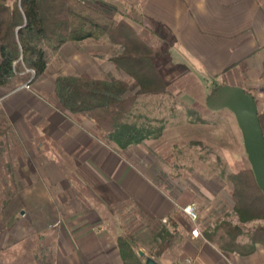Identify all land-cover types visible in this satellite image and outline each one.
<instances>
[{
	"label": "rangeland",
	"instance_id": "1",
	"mask_svg": "<svg viewBox=\"0 0 264 264\" xmlns=\"http://www.w3.org/2000/svg\"><path fill=\"white\" fill-rule=\"evenodd\" d=\"M12 1L14 0H10V3ZM96 6L107 9L100 4ZM109 15L116 21L124 20L116 11L111 10ZM133 26L141 39L154 48L156 53L163 55L166 49L170 50V54L173 53L172 40L168 39L167 33L159 30L160 37L162 36L160 39L152 36L144 26ZM101 48L106 49L105 46ZM67 55V62L59 54L54 55L46 74L33 84L31 82L34 73L29 71L33 74L31 80H18L12 87L0 88V101H4L10 94H33L35 87L34 89L39 90V93L50 101L56 102L54 93H50L52 91L49 92L48 88L54 87L56 78L62 77L59 75L75 73L77 70L70 59L71 54ZM169 55L157 60L168 86V94L142 97L134 110V115L153 120L152 125L155 128L163 124L164 130L158 138L131 147L121 152V155L145 176L152 177L161 192L171 198L177 212L183 215L186 223H182L188 230L193 226L205 230L213 226L218 219L235 223L237 217L233 214L235 203L232 198L235 177L251 168V165L234 114L228 110L213 111L207 105V98L218 87L240 84V87L243 86L253 93L260 114H264V78L253 77L254 73L249 74L243 64L238 71L234 70L231 74H225L223 78L215 80L203 76L199 66L192 65L189 60L188 64L183 66L180 58L175 59L174 54L171 55L176 61L173 63L169 60ZM104 74L103 70L99 71L100 77ZM115 77L133 82L124 73L115 72ZM27 83H30V89L23 87ZM1 112L0 107V260L14 264H50L58 256L57 236L68 240L79 230L89 226L93 217L79 215L84 210V205L88 204L87 198L106 188L112 193L116 191L118 177H99L97 180L94 172L101 175L100 173L105 172L104 167L100 165L91 169L86 160L81 162L79 152L65 153L60 150L59 145L38 134L18 136L12 127L10 128L7 119L2 117ZM66 113L73 123L90 128L96 133V124H91L90 119L76 117L68 111ZM94 136L96 137L95 134ZM109 147L116 149L114 144ZM123 170L120 169L118 174H122ZM45 174L52 177V180L58 178L59 181L45 180L41 184L32 182V179ZM41 190L48 191L52 204L59 208L57 226H48L43 222L54 217L47 200L38 195ZM30 192L34 193L32 199L27 198ZM126 204L128 206L113 201L109 204L112 208L105 205L113 211L112 216L110 213L107 215L108 225L114 228L115 220L120 226L118 231L121 236L133 235L144 242L150 234L149 231L140 230V226L145 224V228L146 225L155 228L156 225L146 218L142 219L141 212L131 201ZM189 205H195L197 208V223L186 217L184 209ZM122 213L125 220L121 217ZM41 217L43 223H37ZM258 226H264V220H254L244 225L246 229ZM168 227L170 228L169 225ZM179 227L181 228V225ZM141 245L139 252L142 250L145 258L150 255L151 246ZM171 251L173 255H180V252L181 255L184 254L183 250Z\"/></svg>",
	"mask_w": 264,
	"mask_h": 264
},
{
	"label": "crops",
	"instance_id": "2",
	"mask_svg": "<svg viewBox=\"0 0 264 264\" xmlns=\"http://www.w3.org/2000/svg\"><path fill=\"white\" fill-rule=\"evenodd\" d=\"M86 1L92 5L100 4L114 11L118 10L139 21L150 23L153 27L161 25L168 39L172 40L173 53L169 55V60L176 62L171 58L173 54L175 59L182 60L183 66L187 65L189 60L192 65L199 66L203 76L215 80L223 78L225 74H231L234 70L238 71L244 64L249 74L254 73L253 77L264 78V0ZM123 18L130 25H134L126 17L123 16ZM102 46L106 49H102ZM112 51L110 44L93 39L76 43L68 42L58 54L65 59V62L68 61L67 54H71L69 58L72 59L77 70L74 71L75 73L59 76L88 75L97 80H103L109 74L115 76L117 71L110 60ZM100 70L105 72L103 77L99 76ZM238 86L241 85L238 84ZM34 88L33 94L30 92L10 94L4 101H0L2 117L7 119L10 128L12 127L11 129L18 136L38 134L42 138H49L65 153L79 152L81 162L86 160V164L91 169L101 165L105 168V172L100 173L101 175L94 172L97 180L99 177L104 179L118 177L116 191L112 193L106 188L101 190L104 192H95V196L91 194L87 198L88 204L84 205V210L79 215L93 217L91 219L93 222L89 226L79 230L68 240L57 236L58 256L50 264H124L118 247V238L121 236L118 231L120 226L115 220H113L114 228L108 225L107 215L113 211L107 209L105 205L112 208L109 204L113 201L124 206H128L126 203L131 201L141 212L142 219L146 218L152 224L164 219L170 220L169 226L172 222L178 224V239L174 246L160 258H155L149 253V256L143 258L145 264L150 259L156 264H187L188 259L192 261V264H264V247L262 246H258L254 254L243 257L223 252L209 243L204 238V230L198 226L188 230V227L183 224L185 222L183 215L176 210L175 203L161 192L153 178L145 176L127 158L122 157L121 152L126 150L107 146L94 136L95 132L92 129L73 123L57 102L50 101ZM243 88L253 94L249 89ZM48 91H52L50 93L53 94L54 87L48 88ZM0 98H2L1 95ZM92 123L95 124L91 121ZM122 168L123 173L118 174ZM32 180L34 184H41L45 180L59 181L58 178L52 180V177L47 174ZM38 192V195L49 203L54 217L43 222L48 226L51 224L57 226L59 208L52 204L48 191ZM33 195L34 193L30 192L27 198L32 199ZM123 215L122 213V219H124ZM186 217L190 220L187 215ZM40 221L43 223L42 217L36 222L40 223ZM148 226L151 225H146ZM196 227L201 232L198 238L192 237L191 234L192 229ZM140 230L148 229H145V224H142ZM141 248L142 245H140ZM172 249L177 252L183 250L184 254L181 255L180 252V255H173ZM0 264L14 263L0 260Z\"/></svg>",
	"mask_w": 264,
	"mask_h": 264
},
{
	"label": "trees",
	"instance_id": "3",
	"mask_svg": "<svg viewBox=\"0 0 264 264\" xmlns=\"http://www.w3.org/2000/svg\"><path fill=\"white\" fill-rule=\"evenodd\" d=\"M106 8H98L86 0H14L12 3L0 0V88L12 87L18 80H31V72L33 84L46 74L52 57L68 42L93 39L108 43L113 48L110 60L117 73L126 74L133 82L112 74L103 80L88 75L62 76L55 80L54 99L63 110L93 121L96 137L107 146L114 144L119 150H127L158 138L164 130L163 124L155 128L153 120L134 115V110L142 97L168 94L157 60L166 58L170 50L166 49L163 55L156 53L134 26L125 20H114L109 15L112 9ZM116 12L162 39L161 25L153 27ZM260 120L264 132V114H260ZM232 198L237 222L218 219L203 235L223 252L250 256L258 246L264 247V226L244 227L250 221L264 220V195L251 168L235 177ZM162 221L154 222L155 228L146 227L150 235L144 242L133 235L118 238L124 264H145L139 255L141 244L151 246L149 251L155 258L174 246L178 224L172 222L169 228L170 221Z\"/></svg>",
	"mask_w": 264,
	"mask_h": 264
},
{
	"label": "water",
	"instance_id": "4",
	"mask_svg": "<svg viewBox=\"0 0 264 264\" xmlns=\"http://www.w3.org/2000/svg\"><path fill=\"white\" fill-rule=\"evenodd\" d=\"M213 111L228 110L234 114L241 130L245 151L258 187L264 195V132L260 120L259 106L254 96L240 86H221L207 98ZM139 255L144 257V252ZM147 264H156L148 260Z\"/></svg>",
	"mask_w": 264,
	"mask_h": 264
},
{
	"label": "built area",
	"instance_id": "5",
	"mask_svg": "<svg viewBox=\"0 0 264 264\" xmlns=\"http://www.w3.org/2000/svg\"><path fill=\"white\" fill-rule=\"evenodd\" d=\"M23 87L27 88V89H30V83H27V84H24ZM184 212L185 214L190 218V220L193 222V223H197L198 221V211H197V208L195 205H189L187 206L185 209H184ZM164 222H167L166 220ZM192 237H195V238H198L201 236V232L199 230L198 227L192 229ZM186 263L187 264H192V261L191 260H186Z\"/></svg>",
	"mask_w": 264,
	"mask_h": 264
}]
</instances>
